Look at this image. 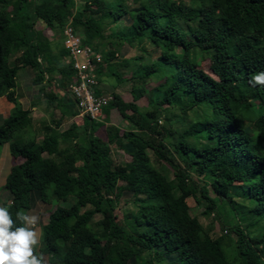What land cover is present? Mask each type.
<instances>
[{
  "label": "trees",
  "instance_id": "trees-1",
  "mask_svg": "<svg viewBox=\"0 0 264 264\" xmlns=\"http://www.w3.org/2000/svg\"><path fill=\"white\" fill-rule=\"evenodd\" d=\"M192 2L188 9L183 0H84L82 7L77 0H0V96L12 101L23 66L36 69L39 82L53 68L65 82L74 77L72 66L59 59L66 49L47 56L50 40L38 22L59 32L71 21L120 78L122 63L113 61L125 43L144 53L151 43L159 52L139 75L129 66L132 78L159 81L146 105L113 93L105 120L85 117L83 131L76 121L63 131L48 125L41 141L27 136L33 118L22 107L0 126V144L8 142L13 156L23 158L5 184L11 199L3 206L13 219L38 201L70 203L65 214L52 212L41 226L37 254L47 255L49 264H264V230L251 236L235 225L239 259H231L222 238L210 234L188 203L193 197L210 215L221 197L243 195L258 219L264 217V134L245 122L254 119L257 104L264 119V86L249 83L264 72V0ZM195 29L199 37L190 36ZM197 54L210 57L216 76L198 68ZM185 61L194 76L184 70ZM191 112L188 127L172 123L186 121ZM124 120L131 127L121 132ZM112 144L131 159L115 162ZM148 149L172 168L173 177L153 163ZM182 184V193L171 197ZM127 193L133 207L119 221L115 210ZM96 215L101 217L93 231L88 223Z\"/></svg>",
  "mask_w": 264,
  "mask_h": 264
},
{
  "label": "rangeland",
  "instance_id": "rangeland-1",
  "mask_svg": "<svg viewBox=\"0 0 264 264\" xmlns=\"http://www.w3.org/2000/svg\"><path fill=\"white\" fill-rule=\"evenodd\" d=\"M129 1V0H128ZM171 1V0H169ZM184 3L187 5L188 9H190V7L192 5H194V3L192 2V0H183ZM84 3V0H77V5L78 7H82ZM130 3H132V0H130ZM197 4V3H196ZM195 4V5H196ZM178 24L185 30H188V26L186 24V22L183 19H177ZM120 26V24H116L114 27L118 28ZM191 37H199L200 36V32L198 29H195V31L193 33H190ZM126 45L124 46V52L121 51L119 52V55L116 56V62L117 63H121L123 61V58L126 55H129V57H135V56H143L142 59L139 60H133L132 58H130L128 60V65H122L119 68H117V70L119 72H123V75H128L129 76V80H127L125 83L126 85L123 86V90H121L122 92H125L124 95L129 99H134V97L136 99L140 98L138 101L142 104V105H146L148 104V99L147 97H149L150 95V90L155 87L158 84V80H155L154 78H145V79H141L140 77H135L132 78V71H131V67L133 68H137L136 70V74L139 75L140 73H143L145 71L144 66L145 65H150L152 62L155 61L156 57L159 55V52L156 50V48L154 47L153 44L148 43V49H149V53H144L142 51H140L139 49H137L136 47H130L128 43H125ZM200 47L203 48L204 45L200 44ZM196 59L198 61V68L203 69L205 71H207L208 73L216 76L211 68V60L209 56H203L201 54H197ZM131 66V67H129ZM114 68L118 67L117 66H112ZM183 67L184 70L190 75V76H194L195 75V70L189 67V63L188 62H184L183 63ZM101 69V68H100ZM100 69H99V75H100ZM111 80L113 82H118L120 79H123L124 76H122V78L111 74ZM18 77H20V72ZM147 79V81H146ZM145 81V83H144ZM101 82V80H100ZM98 91V89H97ZM113 94V93H112ZM255 103H258L257 101H255ZM256 110V115H254V119L251 122H247L245 120V122L247 123V126H251V125H255L258 130L264 134V119L262 116V112H263V108L257 104L256 108H254ZM77 110V107H76ZM253 113H251V115H253ZM77 115V112H75V115H71L72 119L70 121L73 120L74 116ZM55 119H58L59 115H54ZM71 118V117H69ZM105 118H103L102 120H104ZM119 119V118H118ZM194 120L193 118V112H191L189 114V116H187V120L184 121L181 118H175L172 120V123L177 126L180 127L182 129L186 128L189 126V124L192 122L191 121ZM76 120H79L80 122L83 120L82 117H78ZM75 121V120H74ZM163 122V121H162ZM82 123V122H81ZM107 124H110V122H108ZM55 125V124H54ZM79 127V126H78ZM131 126L127 121H122L119 125V129L121 130V132L124 131V129H129ZM100 134H102V136L104 137L105 140H107V133H106V129L102 128L100 130ZM27 136L28 137H33L31 136L30 132H27ZM112 154H113V159L115 162L119 163V162H123V161H127L131 159V156L126 153L124 150H122L120 147L116 148L114 146V144H112ZM173 149V148H172ZM2 151V148L0 147V153ZM148 153L151 156V159L153 161V163L160 168H163V170H165L166 172L169 173V175L171 177L174 176L172 168L164 161L160 160L156 153H154L153 149H148ZM194 178L196 179V181L200 184V183H204L203 182V177L201 176H196L195 174ZM52 187V186H51ZM51 187L48 189V193H51ZM186 188V184H182V187L180 188H176L171 197H175V196H179L182 191ZM210 189H211V195L213 197L218 196L217 192L214 191L213 186L210 185ZM132 198V194L127 193L123 196L122 198V204L119 205V207L116 208L115 210V215L117 220L119 221H123L124 219V215L127 212L128 209H132L133 207V203L131 201ZM11 199V194L8 190H4V187L0 189V200L2 201H10ZM188 203L190 205V212L192 215L197 216L201 223L204 225V227L210 232V234L213 237H221L223 244H224V248L225 251H227L229 257L231 259L235 258L236 260L239 259V254H238V248L236 246V241H237V233L235 231H233V227L235 225H239L240 228L242 230H244L245 232H247L248 234H250L251 236L257 235L260 233V231L264 230V217L258 219V216L254 210V203L252 202L251 199L249 198H245L243 195H236L233 200L225 198V197H221L219 202H218V206L216 207V209L213 211V213H211L210 215H206L204 214V209L205 206L199 202H197L193 197H189L188 198ZM70 203H66L64 201H60L58 203H44L41 201H38L36 203V206L31 209L28 213L29 214H34L36 216H38L39 220L36 227V230L39 232L40 234V238L42 240V225L45 224L46 222L49 221L50 215L52 212H58L60 214H65L68 210H69V205ZM4 203L1 205L3 206ZM64 205V206H62ZM100 215H96L95 219H91L89 221V228L93 231L96 230V224L95 222L97 220L100 219ZM41 246V242L40 245L37 247V252L39 251V248ZM45 258L48 261L47 255H44ZM49 264V262H48Z\"/></svg>",
  "mask_w": 264,
  "mask_h": 264
},
{
  "label": "crops",
  "instance_id": "crops-1",
  "mask_svg": "<svg viewBox=\"0 0 264 264\" xmlns=\"http://www.w3.org/2000/svg\"><path fill=\"white\" fill-rule=\"evenodd\" d=\"M37 28L44 30V33L50 40L51 49L47 53L50 59L55 57L60 51L62 52L64 49L67 50L64 43L63 31L58 32L51 28H45L41 22L37 23ZM67 57L68 54L65 56L60 55L59 59H61L62 62H66ZM130 58L132 57L126 55L121 62L122 65H128V60ZM39 60H42L41 56H39ZM113 62L117 63L115 60ZM101 71V83L98 92L116 93L123 96L125 92L121 90H123V86L126 85L125 82L129 80V76L127 74L123 75V79L115 83L111 80V74L113 73L109 63L102 65ZM19 72L20 77H17V85L12 90L17 102L10 100L7 95L0 96V126L4 124L5 120L13 112H15L17 107H22L23 109L29 110L33 118L32 126L27 132H30L31 136L38 141L44 139L48 132V125L57 127L59 130L63 131L70 126L71 123L76 121L79 125V131L85 129L84 118L81 123L79 120H76L78 118L76 115L73 120L70 121L72 119L71 115H75V112H77V104L68 90V81L65 82V77H62V74L56 68H53L50 74L46 73L45 77L40 79V82L38 81L39 78L36 77V69L31 66H23ZM54 115H59L58 119H55ZM105 116L106 114L104 112V118H106ZM118 125H120V123H118ZM0 147L2 148L0 153V189L4 187L5 190L7 177L12 166L16 163H21L23 158L21 156H13L11 146L8 142L0 144ZM3 203L4 201L0 200V206Z\"/></svg>",
  "mask_w": 264,
  "mask_h": 264
},
{
  "label": "built area",
  "instance_id": "built-area-1",
  "mask_svg": "<svg viewBox=\"0 0 264 264\" xmlns=\"http://www.w3.org/2000/svg\"><path fill=\"white\" fill-rule=\"evenodd\" d=\"M64 43L68 50L66 63L74 70V77L68 82V90L77 104L78 117L95 120L104 118V108L110 104L112 93H98L99 69L105 64L104 53L86 43L72 22L63 28Z\"/></svg>",
  "mask_w": 264,
  "mask_h": 264
},
{
  "label": "clouds",
  "instance_id": "clouds-1",
  "mask_svg": "<svg viewBox=\"0 0 264 264\" xmlns=\"http://www.w3.org/2000/svg\"><path fill=\"white\" fill-rule=\"evenodd\" d=\"M249 83L264 86V72L254 74ZM38 220L25 211H17L13 219L9 207L0 206V264H48L42 253L37 254L41 242L35 227Z\"/></svg>",
  "mask_w": 264,
  "mask_h": 264
}]
</instances>
